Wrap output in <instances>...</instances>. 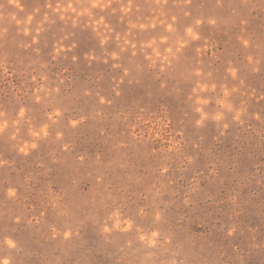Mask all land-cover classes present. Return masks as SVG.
Segmentation results:
<instances>
[{
    "label": "rangeland",
    "instance_id": "374dc122",
    "mask_svg": "<svg viewBox=\"0 0 264 264\" xmlns=\"http://www.w3.org/2000/svg\"><path fill=\"white\" fill-rule=\"evenodd\" d=\"M0 264H264V0H0Z\"/></svg>",
    "mask_w": 264,
    "mask_h": 264
}]
</instances>
